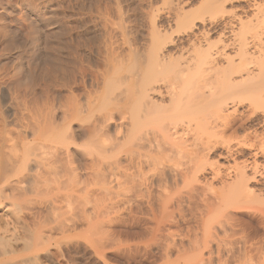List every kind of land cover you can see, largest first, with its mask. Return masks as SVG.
<instances>
[{
	"label": "rangeland",
	"instance_id": "obj_1",
	"mask_svg": "<svg viewBox=\"0 0 264 264\" xmlns=\"http://www.w3.org/2000/svg\"><path fill=\"white\" fill-rule=\"evenodd\" d=\"M244 36L259 87L225 107L251 117L232 138L256 144L247 189L233 184L222 148L208 164L224 179L205 163L193 178L151 147L154 160L146 136L170 117L138 118L141 77L158 80L163 97L151 95L162 106L174 105L168 86L192 104L207 76L201 52L239 61ZM225 91L218 84L214 99ZM263 98L264 0H0V173L13 184L1 186L0 215L11 206L20 216L16 240L0 239V264H264ZM203 116L191 128L206 138ZM109 142L122 144L118 155Z\"/></svg>",
	"mask_w": 264,
	"mask_h": 264
},
{
	"label": "bare ground",
	"instance_id": "obj_2",
	"mask_svg": "<svg viewBox=\"0 0 264 264\" xmlns=\"http://www.w3.org/2000/svg\"><path fill=\"white\" fill-rule=\"evenodd\" d=\"M257 19H258V17H257ZM251 20H253V19H251ZM251 22H249V23H251ZM256 25L258 26V24H252L251 26H249V30H250L249 32H251V34H252V35H250V37L252 38L253 43L256 44L257 43L256 41H258L259 44L261 45L263 40L261 41V33L257 30ZM250 41H251V39H250ZM250 41H249V38L246 36L242 37L239 40L238 51H237V54L239 55V61L234 60V58H232L229 55L228 56L225 55V49L219 50L216 48L217 50L213 52V50H211V48H210L211 46L210 47L208 46L210 49H207V50H204L203 52H201L200 61H201L202 65H205L203 71L206 73L207 76L201 82V86H200L201 88L195 94L196 99H195L194 103H192V104H186L185 103L184 99L181 96L182 95L181 91L174 90L171 86H168L167 92H168V94H170L171 101L174 105L172 107L162 106L155 99H153V97L151 95L154 93H159L163 97V91L161 90V88H159V85H156L158 80H154L150 83H146L145 80L143 79V77H141V80L139 82V88L134 94V99L139 104V105H137V107H139V110L137 111L138 118L142 121H145V120L152 119V118L154 119L158 116L170 117L168 121L165 120L162 123H160V125L158 126V130L154 131L152 133V135H150L148 137L146 136V138L149 142V145H150L151 155H153V153L155 151L154 150L152 153L153 149H156L158 152L164 151L169 157L174 158V160H175L176 164L179 166V168L180 167L182 168L184 166L185 171L186 170H188L187 172L192 171V172H189V173H191L190 174L191 177L193 176V178H196L197 175L205 169V164L209 163L208 162L209 154L211 155L215 151H217V150L219 151L222 148V149H224L223 152H225V153L222 152L221 154L218 153L217 155H219L223 159H228V160L234 161V164L228 167V169L230 170V172L228 173L229 175H230L231 171L234 172L235 181L233 180L234 181L233 184L235 186L241 187V189L242 188L247 189L246 183L250 181V180L248 181V179L250 177L248 179H246L247 170L248 169H255L256 170V169H258V166H259L258 162L256 160L255 161L253 160L254 162L250 161V159H249L250 157L247 155L248 154L247 151L248 150L251 151L252 149H255L256 144L254 142H252V143L249 142L248 136H246L242 139H238V140H234L232 138L234 135H236V133H238L240 130L244 129V124H245L246 120L249 121V119L251 117L249 119H246L245 116L243 117V115L239 116L237 114V109H234L232 111H227L228 109H226L225 106H227V103L229 100L230 101L232 100L234 102V101H236V98H237V100L240 99L238 97L240 94H245V93H248L250 91H255V88L259 87L258 81H252L253 80L252 71L249 68V67H251V66H249L251 63L256 64V60L254 59L255 60V62H254V60L252 59L254 57L249 56L250 55L249 47L252 44L251 43L252 41L251 42ZM210 44H211V42H210ZM233 44H236V43L232 42L231 45H233ZM228 45H229V43H227V45H225V46H228ZM220 56H224L228 61L227 66H225L222 69H221V67H218V65H217V61H218V58H220ZM185 67L188 69L189 65H187ZM179 69L181 72H183V70H184V67L181 66V63L179 64ZM244 72L247 74V76L250 75L248 78H246L248 80L241 79L240 81H236L234 79V77H233L234 75L240 74V76H241ZM218 84H223V86L226 88V91L223 95H221L220 97H217V99H214V97H216L218 94V92H217ZM240 85L243 86V88H246L247 90H243L242 93H240V91H237L236 89L238 87H240ZM205 86L208 88L209 91L203 90V87H205ZM238 92H239V95H238ZM263 100H264V98H263ZM240 103H241V101H240ZM159 107H161V108H159ZM210 107H213V108L208 112ZM156 108H159V109H156ZM154 109H156V110H154ZM152 110H154V111H152ZM203 114H205V116H203V118H202L203 124L206 126V128L208 130H209V128L213 129L212 132H210L212 134H210V136H207L206 138H201L199 136V133L195 129L191 128V122H192L191 117L193 115H203ZM66 126H67V124H66ZM54 130H56V128H54L53 131ZM57 130H59V129H57ZM63 130H65V129H63ZM66 130L67 131H65V132L67 133L69 129H66ZM57 132H56V134L59 133V132L58 133ZM65 132L63 134H60L62 136H58V138H60V140H61L60 142H62V145L64 143L67 144L66 142L69 141V139H67V137H70V135H68V134H66L67 136L64 135ZM52 134H53V132H52ZM54 135H53V137H54ZM189 135H192L191 136L192 138H189ZM71 138L73 140V136H71ZM57 139H55V140H57ZM72 140H70V142ZM99 141H100V143L103 144L105 140H104V138H103V140H102V138H100ZM56 142L58 143V141H56ZM70 142H68V143H70ZM148 142H147V145H148ZM102 144L101 145L99 144L97 147L101 146L99 148H102ZM109 145H111L110 142H109L108 146ZM121 145L122 144H119V145L116 144L117 149L121 148V147L123 148V146H121ZM103 147H104V144H103ZM109 147L111 148L112 146H109ZM113 147L111 149L112 153L114 152ZM116 147H114V148H116ZM151 147L152 148L154 147V148L152 149ZM102 151L106 152V150H104V149L97 150V152H99V153H101ZM148 152H149V150H148ZM115 154L118 155L119 153L114 152V155ZM215 154H216V152H215ZM151 155L149 156V159H151ZM253 155L255 156V155H257V153H254ZM154 156L155 155H153L152 157H154ZM185 158H187V159H185ZM153 159L155 160V157ZM153 159H151V160H153ZM115 163H117V162H115ZM187 163H189V165H187ZM190 163H193V164L191 165ZM115 165L116 166H114V168L115 167L118 168V171H119L121 169V166H120L121 164L120 165L115 164ZM208 166H210L212 171H213V176H214V177L212 176L213 178L224 179L223 178L224 175H223V172L221 170L222 167L220 166V164L211 162L210 165L208 164ZM114 174H116V172ZM117 175H118V173H117ZM122 175L123 174H121V176H120L121 178H122ZM1 176L2 175L0 173V203H2V201L4 200V198H2V196L3 197L6 196V194L5 195L3 194L4 190L2 187L3 186L5 187L6 183L8 185L12 182L11 181L12 180L11 175L8 174V176L10 178L8 176L1 178ZM15 176H17V174ZM183 177H185V176H183ZM188 177H189V175H188ZM252 178L254 179V177H252ZM254 180H256V179H254ZM1 181H4V182H1ZM10 185H8V186H10ZM15 185H17V184H15ZM15 188H17V187H15ZM11 197L14 200L13 203L15 202V205L18 204L17 200L19 197L16 196V198H15V195H13V194ZM5 199H6V197H5ZM163 203L164 204L168 203L167 199H166V202L164 199ZM10 211H11V206H10V208L8 207L5 210L4 216L0 215V219H1L0 220V239L2 238V240H3V238H4L6 240H9L8 242L11 243V242H13L12 240H16L15 238H16V235L18 234L17 228H16L17 227L16 222L19 220L20 216L17 214V212L11 211L12 212L11 213ZM2 217H4V218H2ZM39 235H41V234H39ZM21 238H24V237H21ZM27 241H29V240H27ZM25 243H27V242H25ZM30 243H31V241H30Z\"/></svg>",
	"mask_w": 264,
	"mask_h": 264
}]
</instances>
